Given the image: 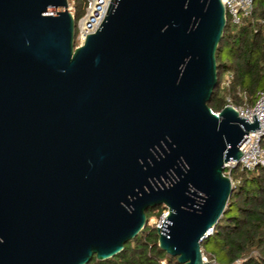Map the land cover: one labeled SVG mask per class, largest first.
Returning <instances> with one entry per match:
<instances>
[{
    "label": "water",
    "instance_id": "water-1",
    "mask_svg": "<svg viewBox=\"0 0 264 264\" xmlns=\"http://www.w3.org/2000/svg\"><path fill=\"white\" fill-rule=\"evenodd\" d=\"M222 1L111 0L75 46L67 0H0V264L106 261L160 206L158 248L215 264L224 165L259 129L207 105Z\"/></svg>",
    "mask_w": 264,
    "mask_h": 264
},
{
    "label": "trees",
    "instance_id": "trees-1",
    "mask_svg": "<svg viewBox=\"0 0 264 264\" xmlns=\"http://www.w3.org/2000/svg\"><path fill=\"white\" fill-rule=\"evenodd\" d=\"M86 0H74L75 24L85 12ZM75 37V44H76ZM218 85L207 103L219 112L229 97L234 106L253 105L257 94L264 89V4L254 0L251 15L242 26L227 21L216 51ZM231 74L228 89H220L225 74ZM234 184L226 209L212 233L201 242L208 260L215 264H264V168L254 171L233 170ZM158 215L162 207H156ZM146 212L147 219L153 216ZM178 264L157 246L155 229L147 226L121 253L106 261L89 264Z\"/></svg>",
    "mask_w": 264,
    "mask_h": 264
},
{
    "label": "built area",
    "instance_id": "built-area-1",
    "mask_svg": "<svg viewBox=\"0 0 264 264\" xmlns=\"http://www.w3.org/2000/svg\"><path fill=\"white\" fill-rule=\"evenodd\" d=\"M110 1L86 0L84 15L75 25V37L79 45L84 43L87 35L94 33L98 29L105 18ZM261 1L264 4V0ZM222 3L226 12V20L232 26L240 27L244 19L251 15L254 0H223ZM67 11L74 17V0H67ZM230 82L231 74L227 73L220 83V89H228ZM225 101L224 107H233L240 118H247L249 123H252V116L255 115L259 122V129L248 133L247 138L242 142L239 148L242 153L239 162L229 161L224 165L223 174L229 178L232 186H234L237 181L233 179V170L238 168L240 171H254L257 168H264V89L257 94V98L251 106L243 104L236 107L232 104L229 97H226ZM167 214V209L162 207L159 215L160 221L156 228L162 226ZM202 257L204 262L210 261L203 255ZM160 263L165 264V261ZM236 263L240 264V261Z\"/></svg>",
    "mask_w": 264,
    "mask_h": 264
},
{
    "label": "rangeland",
    "instance_id": "rangeland-1",
    "mask_svg": "<svg viewBox=\"0 0 264 264\" xmlns=\"http://www.w3.org/2000/svg\"><path fill=\"white\" fill-rule=\"evenodd\" d=\"M78 45H79V42L76 41L75 46H78ZM152 213H153V216H151V218L148 220L147 227L151 228V229H155L156 226L158 225L159 221H160V218H159L157 209H153ZM201 251H202V255L207 259V256L204 254L203 249H201ZM234 264H237V263H234Z\"/></svg>",
    "mask_w": 264,
    "mask_h": 264
}]
</instances>
